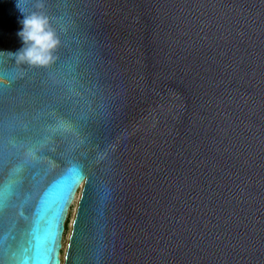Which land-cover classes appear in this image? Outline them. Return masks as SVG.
<instances>
[{"label":"water","instance_id":"obj_1","mask_svg":"<svg viewBox=\"0 0 264 264\" xmlns=\"http://www.w3.org/2000/svg\"><path fill=\"white\" fill-rule=\"evenodd\" d=\"M37 4L60 44L0 54V121L52 167L20 173L0 258L61 264L80 190L63 264H264V0H0V50ZM81 115L84 145L46 130Z\"/></svg>","mask_w":264,"mask_h":264},{"label":"snow or ice","instance_id":"obj_2","mask_svg":"<svg viewBox=\"0 0 264 264\" xmlns=\"http://www.w3.org/2000/svg\"><path fill=\"white\" fill-rule=\"evenodd\" d=\"M85 119L86 116L83 115L75 118L61 117L55 121L54 125L46 126V130L66 138H72L76 146L84 145L88 137L80 122ZM46 141L47 137L44 142ZM42 148L43 143L39 139L27 135L21 127L14 125L10 120L0 121V226L7 224L9 210L17 208V201L23 187L20 173L36 168L48 171L52 167V160L46 157L45 153L41 151ZM69 171L73 173V179L67 185L68 193H70L72 185L83 178L79 167H73ZM64 199L67 200L68 195H65ZM19 215L23 216V213L21 212ZM54 215L58 223V213ZM50 229L54 238L55 224H50ZM27 251L28 249L21 247L19 251H14L9 256V248L5 245L0 264H29L30 258L26 254ZM47 252L50 253L51 248H48Z\"/></svg>","mask_w":264,"mask_h":264},{"label":"clouds","instance_id":"obj_3","mask_svg":"<svg viewBox=\"0 0 264 264\" xmlns=\"http://www.w3.org/2000/svg\"><path fill=\"white\" fill-rule=\"evenodd\" d=\"M17 3V0H16ZM24 13L19 11L21 17L16 36L20 47L15 51L0 50V54L7 53L20 65L43 67L53 62V53L60 44L56 30L52 27L49 17L39 9Z\"/></svg>","mask_w":264,"mask_h":264},{"label":"rangeland","instance_id":"obj_4","mask_svg":"<svg viewBox=\"0 0 264 264\" xmlns=\"http://www.w3.org/2000/svg\"><path fill=\"white\" fill-rule=\"evenodd\" d=\"M80 197V190L77 192L75 200L73 202V204L71 205V208L69 210V215L67 218V222H66V226H65V232L63 235V240H62V251H61V259H62V263L64 262V257H65V253H66V249H67V245H68V240H69V236H70V232H71V228H72V222L75 216V212H76V208H77V203Z\"/></svg>","mask_w":264,"mask_h":264},{"label":"bare ground","instance_id":"obj_5","mask_svg":"<svg viewBox=\"0 0 264 264\" xmlns=\"http://www.w3.org/2000/svg\"><path fill=\"white\" fill-rule=\"evenodd\" d=\"M81 187H82V185H81ZM71 208V207H70ZM70 208H69V210H70ZM68 215H69V211H68ZM68 215H67V218H68ZM67 220V219H66ZM67 222V221H66ZM66 224V223H65ZM64 232H65V230H64ZM63 235H64V233H63ZM62 240H63V238H62ZM62 244V243H61ZM61 251H62V248H61ZM60 256H61V252H60ZM60 259H61V257H60ZM61 264H63L62 263V259H61Z\"/></svg>","mask_w":264,"mask_h":264},{"label":"trees","instance_id":"obj_6","mask_svg":"<svg viewBox=\"0 0 264 264\" xmlns=\"http://www.w3.org/2000/svg\"><path fill=\"white\" fill-rule=\"evenodd\" d=\"M66 225H67V224H66ZM66 225H65V226H66Z\"/></svg>","mask_w":264,"mask_h":264}]
</instances>
